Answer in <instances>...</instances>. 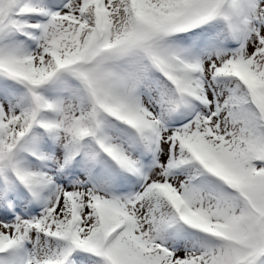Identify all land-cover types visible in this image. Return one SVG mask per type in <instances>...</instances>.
Instances as JSON below:
<instances>
[{
	"label": "snow or ice",
	"instance_id": "obj_1",
	"mask_svg": "<svg viewBox=\"0 0 264 264\" xmlns=\"http://www.w3.org/2000/svg\"><path fill=\"white\" fill-rule=\"evenodd\" d=\"M0 264H264V0H0Z\"/></svg>",
	"mask_w": 264,
	"mask_h": 264
}]
</instances>
